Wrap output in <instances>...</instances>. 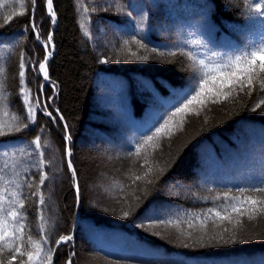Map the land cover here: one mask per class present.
Wrapping results in <instances>:
<instances>
[{"label": "trees", "instance_id": "16d2710c", "mask_svg": "<svg viewBox=\"0 0 264 264\" xmlns=\"http://www.w3.org/2000/svg\"><path fill=\"white\" fill-rule=\"evenodd\" d=\"M183 3L53 0V24L46 0H36L34 8L32 0H0L4 5L0 8V67L4 69L0 125L15 126L14 117L28 125L0 136V194L11 197L22 192L28 197L22 250H31L27 244L31 236L35 241L47 240L44 247L53 250L52 264H68L69 258L72 264H175L181 259L188 264H264V217L253 221L242 217L244 226H237L235 239L243 242L227 245L209 237L227 227L223 236L230 239L233 226L225 222L214 228L209 221L203 240L212 245L208 248L196 243L201 235L199 221H194L197 227L191 238L171 227H138L149 223V214L200 215L224 205L225 194L240 195V189L264 185V104L256 108L264 100V90L259 88V78L250 94L245 88L226 101L220 97L218 103L203 108L194 104L191 108L199 115L175 117L170 138L154 140L139 156L135 154L137 142L151 135L195 86L199 65L194 59L223 62L249 48L244 36L250 28L264 26V17L252 12L246 0H195L188 8ZM6 17L11 19L6 22ZM33 22L42 41L52 35L54 53L47 69L48 80L56 86L50 106L55 122L39 110L35 121H29L23 102L26 85L39 80L36 65L45 56ZM133 38L142 40L148 50L131 43ZM124 41L130 43L125 46ZM129 49L149 59L137 60ZM106 59L108 63L101 62ZM37 136L43 159L52 163L44 169L45 185L32 196L41 174L34 167L40 159L33 144ZM253 137L255 142H249ZM66 149L71 151L75 181L67 168ZM149 167L152 171L144 176ZM137 175L143 179L136 181ZM26 181L34 182L31 188L17 189ZM89 184L96 185L99 201L91 200ZM40 195L45 198L43 206ZM124 211H130L127 218ZM182 227L188 231L186 225ZM61 236L72 239L57 246ZM184 243L195 247L185 248ZM83 252L94 261L83 259ZM8 255L0 254L4 264Z\"/></svg>", "mask_w": 264, "mask_h": 264}, {"label": "snow or ice", "instance_id": "6c2138e0", "mask_svg": "<svg viewBox=\"0 0 264 264\" xmlns=\"http://www.w3.org/2000/svg\"><path fill=\"white\" fill-rule=\"evenodd\" d=\"M246 3L249 4V8L252 12L257 13L258 16L264 17V0H258L257 3H251V0H246ZM36 0H32L33 8L35 7ZM4 5L0 4V8ZM23 7V4H21ZM47 10L51 16L52 23H56V13L53 11V0H47ZM87 12V8L84 9ZM23 15V13H20ZM131 15V13H128ZM11 17H6L7 20H10ZM33 30L35 31L38 27L34 22L32 24ZM37 40L40 39V34L36 32ZM52 43V35L49 34L47 37V42H45V49L48 48L49 44ZM130 42L124 41L125 46ZM139 46L140 49L148 50V45L145 44L140 39H135L131 41ZM194 43H200V41H194ZM153 53L156 52L155 48H152ZM129 52L132 57H135L137 60H148L147 55H137L136 52H132L129 49ZM175 54V53H170ZM50 55V53H49ZM47 57H45V62L39 63V71L43 73L44 80L47 81L48 70L46 67ZM102 63H108L109 61L103 60ZM199 65V78L196 80L195 86L191 89V92L183 95L180 100H178L179 106L174 108V111H171L166 118H163V123L155 128V131L146 136L144 139L137 142L136 145V155L139 156L142 149L145 146L150 145L154 140H159L163 137L170 138L173 135V123L174 118L181 116L182 118L188 114L199 115L198 111H193L191 106L198 104L201 108L206 107L209 102L218 103L219 98L222 97L223 100H228L233 97V94L239 91H244L245 88L250 90L254 85V81L258 78L260 79L259 88L264 90V42L259 44L252 45L249 48L241 50L238 54L227 57L223 62H205V60L200 59L195 61ZM21 71L19 76L21 78V83L23 84V78L25 76V61L23 54L21 55V62L19 64ZM4 69L0 67V74H3ZM43 87L41 86V92ZM25 104L28 106V116L29 121H35V110L39 106L40 101L37 100L35 105L30 104L28 100V95L25 93ZM260 104H264V100H261L260 103L256 105V108L260 107ZM45 109L47 105H44ZM255 110V109H253ZM53 122H55L56 117L53 116L51 112H45ZM15 126L9 127L7 125H0V136L11 134L13 132H19L21 127H28V125H21L18 117ZM60 120H63V116H59ZM65 130L67 131V124L64 125ZM64 139L67 141L70 139V136L66 135ZM35 145V153L40 157L36 161L34 167L40 171L39 177V186L36 188L35 192H32L31 195L35 196L37 192H40L46 181L48 180V175L44 172V169L48 164H51V161H45L43 159L44 152L41 150V137L37 136L33 141ZM44 148L48 147V142L45 141ZM67 156V168L71 171L72 179H76V170L73 167L71 160V151L66 149ZM147 159L145 164H147ZM143 166V165H142ZM152 171L151 167L148 168L147 172L144 173V176H147ZM142 176H135V180H142ZM135 182V181H134ZM34 182H25V185H16L17 189H20L23 186L29 188L32 187ZM151 183V181H149ZM77 198H79V185H75ZM8 189L5 187L4 193H7ZM240 195H230L225 194L226 203L219 208H209L204 213L195 216H176L172 218H161L158 214H149L146 216V219L149 220L148 224L141 223L138 227L148 228H173L178 231L179 235H186L188 238L192 237V230L196 229L197 225L194 221H199V226L201 230V235L199 240L196 243L200 244L202 248L212 247L211 244L203 243L204 236L207 235V230L209 226V221H211L212 226L218 227L224 225L225 222L233 226L232 237L230 239H224L223 232H228L227 227H223V231L218 236L209 237L210 240H222L224 244H236L243 241L235 239V234L237 231V226L240 229L243 228L242 217H247L248 221H253L257 217H264V185L258 186L252 189H240ZM28 197H25L22 192H13L11 197L0 194V254L4 252L9 253L7 256V264H14L15 261L19 259V264H52L53 259V250L45 249L44 245L47 244V240L35 241L32 240L31 236L27 239V244L31 246V250L26 248L22 250V247L25 243L24 229L25 224L22 222L24 220L23 209L25 207V200ZM139 200V197H136ZM45 203V198L43 195L39 196V204L43 206ZM139 206V205H137ZM130 215V211H124V217L127 218ZM183 225L187 226L188 231H185ZM43 225H41V228ZM72 239L71 236H61L58 241H56L57 246L61 243H67ZM183 247L190 248L195 247V245H189L187 243L183 244ZM75 255V253H73ZM27 259H23L24 257ZM0 264H4V259H0ZM68 264H72L71 258H69ZM175 264H188L186 260L176 261Z\"/></svg>", "mask_w": 264, "mask_h": 264}, {"label": "rangeland", "instance_id": "374dc122", "mask_svg": "<svg viewBox=\"0 0 264 264\" xmlns=\"http://www.w3.org/2000/svg\"><path fill=\"white\" fill-rule=\"evenodd\" d=\"M184 1H186V5H185V3H183L182 4L183 7L185 6L186 8H188V7H191L192 5H195V0H184ZM196 1H199V0H196ZM47 11L48 10H47V0H46V12ZM36 32H38L40 34V31H39L38 28H36V30L34 31L35 38H36ZM98 32L103 33V26H101V25L99 26L98 25ZM244 39H245V42H247L248 47H251L252 45L264 42V26H262L260 24H255L252 28H250L248 30V32H246V35L244 36ZM39 40L41 42H47V38H46L45 41H42L41 39H39ZM53 50H54V45H53V43H51L48 46V51L45 52L44 58L47 57V56H50ZM205 52H206V50H205ZM49 53H50V55H49ZM208 57L209 56H207V58ZM44 58L41 61H39L37 63V65H36L35 72L39 74V80L38 81L35 80V82H34L35 85H33L32 82H31L30 86L27 84L26 87H25V90L23 91V102H24V105L26 106V104H25V93H27L28 100L30 101V104L35 105L37 100L40 101V104L36 108V110H39L42 113L51 112L50 106L52 104L53 95L56 93V86L53 83H51L49 80H48V83L47 82L45 83L44 79H43V77H42V75H41V73L39 71L38 65H39V63L43 62ZM47 64H48V61H47ZM47 84H49V85H47ZM41 86L43 87V91L42 92H41ZM45 104L47 105L46 109L44 107ZM26 108L28 109V106H26ZM66 134H68V133H66ZM254 140H256V139L253 137V138L250 139L249 142L253 143V142H255ZM244 141H246V140H244ZM250 149L252 151H256L255 147H251ZM250 152H248V153H250ZM95 186L96 185H93V184L92 185L91 184L88 185V192H89L90 198H91V200L93 202L94 201H99V196H98L99 192H97V189H95ZM82 258L85 259L87 262L88 261H91V262L94 261L93 257L89 256L86 252H83Z\"/></svg>", "mask_w": 264, "mask_h": 264}, {"label": "water", "instance_id": "95a60500", "mask_svg": "<svg viewBox=\"0 0 264 264\" xmlns=\"http://www.w3.org/2000/svg\"><path fill=\"white\" fill-rule=\"evenodd\" d=\"M48 12V11H47ZM38 42L43 46V48H44V50H45V52H47L48 51V48L47 49H45V47H44V44H45V42H41V41H39L38 40ZM54 53V50L52 51V54ZM52 54L50 55V56H47V61L49 60V58L52 56ZM46 67H47V62H46ZM41 73V72H40ZM43 79H44V77H43ZM44 82L46 83H48V80L47 81H45L44 80ZM66 135H68V134H66ZM67 157V156H66ZM76 185V184H75ZM75 191H76V188H75ZM76 224H77V215H76V219H75V221H74V225H73V231H72V233L70 234L71 236L73 235V232H74V229H75V227H76Z\"/></svg>", "mask_w": 264, "mask_h": 264}, {"label": "bare ground", "instance_id": "6f19581e", "mask_svg": "<svg viewBox=\"0 0 264 264\" xmlns=\"http://www.w3.org/2000/svg\"><path fill=\"white\" fill-rule=\"evenodd\" d=\"M43 62H45V59L43 60ZM43 62H42V63H43ZM41 75H42V77H43V73H41Z\"/></svg>", "mask_w": 264, "mask_h": 264}]
</instances>
